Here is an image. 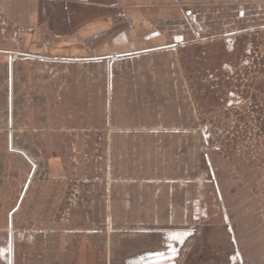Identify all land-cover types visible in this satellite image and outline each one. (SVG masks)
<instances>
[{
	"label": "rangeland",
	"instance_id": "obj_1",
	"mask_svg": "<svg viewBox=\"0 0 264 264\" xmlns=\"http://www.w3.org/2000/svg\"><path fill=\"white\" fill-rule=\"evenodd\" d=\"M3 1L0 264H264V0L82 42Z\"/></svg>",
	"mask_w": 264,
	"mask_h": 264
},
{
	"label": "crops",
	"instance_id": "obj_2",
	"mask_svg": "<svg viewBox=\"0 0 264 264\" xmlns=\"http://www.w3.org/2000/svg\"><path fill=\"white\" fill-rule=\"evenodd\" d=\"M178 3L179 0H4L2 9L10 20L31 30L32 36L39 31L40 22L49 20L51 28L58 35H73L77 42L109 32L113 16L111 12L116 5L127 12L146 9L150 26L155 30L159 28L161 34L158 37L167 40L174 6ZM142 16H139L138 23L141 26ZM28 37L30 39V35Z\"/></svg>",
	"mask_w": 264,
	"mask_h": 264
},
{
	"label": "snow or ice",
	"instance_id": "obj_3",
	"mask_svg": "<svg viewBox=\"0 0 264 264\" xmlns=\"http://www.w3.org/2000/svg\"><path fill=\"white\" fill-rule=\"evenodd\" d=\"M187 235H190V233H172L170 234V237L182 244ZM169 251L172 253L173 256H175V254L178 252V249L169 245ZM155 254L161 256L164 255L163 253H155Z\"/></svg>",
	"mask_w": 264,
	"mask_h": 264
},
{
	"label": "water",
	"instance_id": "obj_4",
	"mask_svg": "<svg viewBox=\"0 0 264 264\" xmlns=\"http://www.w3.org/2000/svg\"><path fill=\"white\" fill-rule=\"evenodd\" d=\"M9 248L11 249V235L9 237Z\"/></svg>",
	"mask_w": 264,
	"mask_h": 264
}]
</instances>
